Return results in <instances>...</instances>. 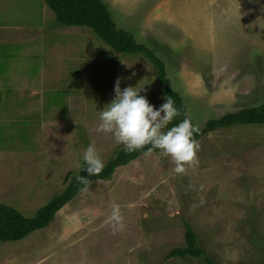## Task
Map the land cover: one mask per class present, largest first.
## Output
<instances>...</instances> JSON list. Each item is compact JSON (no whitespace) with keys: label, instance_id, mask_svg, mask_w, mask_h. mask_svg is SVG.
Here are the masks:
<instances>
[{"label":"rangeland","instance_id":"rangeland-1","mask_svg":"<svg viewBox=\"0 0 264 264\" xmlns=\"http://www.w3.org/2000/svg\"><path fill=\"white\" fill-rule=\"evenodd\" d=\"M104 1L118 26L165 61L198 127L264 102V0ZM117 78L121 89L142 88L150 104L163 103L143 56L62 24L44 0H0V202L33 216L64 189L90 143L104 163L114 155L121 145L111 133L90 129ZM197 141L184 174L159 151L91 181L50 225L0 242V264H206L167 258L184 244L185 222L217 264H264V125ZM113 204L123 230L109 220Z\"/></svg>","mask_w":264,"mask_h":264},{"label":"trees","instance_id":"trees-1","mask_svg":"<svg viewBox=\"0 0 264 264\" xmlns=\"http://www.w3.org/2000/svg\"><path fill=\"white\" fill-rule=\"evenodd\" d=\"M54 11L56 18L67 26H85L90 28L110 47L124 53L140 55L146 58L156 69V75L162 94L169 95L179 115L174 117L168 124V128L177 125L185 117L194 121L188 115V107L182 95L175 90L168 76L166 63L159 57L154 48L139 42L132 32L118 26L113 19L109 5L104 0H44ZM264 125V102L241 108L236 111L227 112L218 117L209 118L198 127L199 134L194 133V138L199 140L202 136L219 128L234 125ZM148 145L144 148L125 152L122 145L116 149L113 156L104 163V168L96 176H88L86 171L77 169L69 171L65 176L64 189L44 204L33 216H26L20 210L6 203L0 202V242L20 240L35 230L47 227L52 223L58 211L80 193V188L75 177L77 174L86 176L90 182L93 180H104L112 177L116 169L129 164L146 152ZM159 152V150H153ZM184 244L173 247L167 253V258L172 257H199L206 264H217L210 258L200 245L197 233L193 226L185 222Z\"/></svg>","mask_w":264,"mask_h":264},{"label":"clouds","instance_id":"clouds-1","mask_svg":"<svg viewBox=\"0 0 264 264\" xmlns=\"http://www.w3.org/2000/svg\"><path fill=\"white\" fill-rule=\"evenodd\" d=\"M142 88L128 86L120 87V79L114 82V98L99 112V123L90 131L111 133L114 141L122 145L125 152H133L148 145L145 154L159 150L169 156L177 174L186 172L196 160L200 149L194 133L199 134V128L189 118L185 117L177 125L167 128L174 117L179 115L173 99L169 95L163 97V103L158 107L149 103L146 96L139 95ZM167 129V130H165ZM104 162L99 156L94 144H89L82 152L81 162L76 167L86 171L88 176L98 175L104 168ZM76 182L82 187V193L89 191L90 180L79 174ZM120 206L113 204L109 220L115 230H123L124 222Z\"/></svg>","mask_w":264,"mask_h":264}]
</instances>
